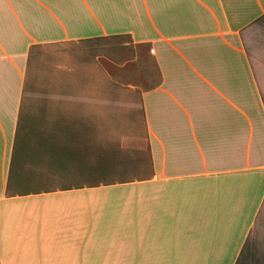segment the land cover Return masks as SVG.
<instances>
[{
  "label": "crops",
  "instance_id": "1",
  "mask_svg": "<svg viewBox=\"0 0 264 264\" xmlns=\"http://www.w3.org/2000/svg\"><path fill=\"white\" fill-rule=\"evenodd\" d=\"M0 264H264V0H0Z\"/></svg>",
  "mask_w": 264,
  "mask_h": 264
},
{
  "label": "rangeland",
  "instance_id": "2",
  "mask_svg": "<svg viewBox=\"0 0 264 264\" xmlns=\"http://www.w3.org/2000/svg\"><path fill=\"white\" fill-rule=\"evenodd\" d=\"M111 72L115 75H120L119 72L117 70H115L114 68H111ZM149 77L154 79L155 82L149 83L148 82ZM139 78L143 82L144 86L150 87V86H154V84L156 83V80H158V74H157V71H155L154 66L152 64L148 63L146 66H144L141 69V72L139 74Z\"/></svg>",
  "mask_w": 264,
  "mask_h": 264
}]
</instances>
